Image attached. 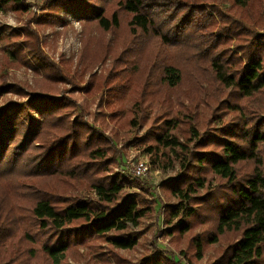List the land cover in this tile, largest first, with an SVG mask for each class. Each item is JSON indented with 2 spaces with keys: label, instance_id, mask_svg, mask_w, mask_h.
Instances as JSON below:
<instances>
[{
  "label": "trees",
  "instance_id": "16d2710c",
  "mask_svg": "<svg viewBox=\"0 0 264 264\" xmlns=\"http://www.w3.org/2000/svg\"><path fill=\"white\" fill-rule=\"evenodd\" d=\"M180 2L43 0L42 15L0 28L1 47L10 57L37 64L28 89L0 79V93L18 96L0 104V264H71L68 258L76 260L77 246L99 248L94 255L102 256L103 240L119 262L121 250L138 244L134 227L155 211L156 201L149 195L139 193L144 204L130 199L126 180L112 169L120 151L113 140L121 134L110 126L112 135H105L109 125L102 111L87 119V100L78 103L65 88L56 87L83 88L43 51L30 22L35 18L40 27L63 23L60 12H74L83 22L73 67L78 78L112 56L108 72L93 78L87 92L108 85L110 98L117 96L121 105L122 93L133 90L136 80L144 99L135 101L140 108L130 125L141 123L149 102L161 105L144 149L158 167H177L175 177L162 183L170 199L163 207V223L176 249L190 264H198L210 249L213 261L205 264H264V115L259 113L264 112V0H231L243 20L209 4L222 23L215 29L214 16L199 6L186 7L175 22L176 10L184 8ZM27 5L0 0V11L21 13ZM158 5L170 8L159 21ZM202 10L206 13L196 15ZM92 25L101 32L127 28L128 45L114 49L106 41L88 48ZM230 35L235 50L228 45ZM147 36L156 38L157 51L134 72L136 56L124 55ZM183 38L193 43L186 45ZM170 47L178 54L170 53ZM158 58L162 63H155ZM182 59L189 63L196 91L201 83L209 90L197 97L195 92L189 106L183 105L185 94L171 91L182 83ZM122 110L111 111L118 126ZM227 113L232 116L224 119ZM125 135L123 145L132 140ZM135 186L151 192L139 182ZM154 263L149 257L139 262Z\"/></svg>",
  "mask_w": 264,
  "mask_h": 264
},
{
  "label": "rangeland",
  "instance_id": "374dc122",
  "mask_svg": "<svg viewBox=\"0 0 264 264\" xmlns=\"http://www.w3.org/2000/svg\"><path fill=\"white\" fill-rule=\"evenodd\" d=\"M29 3L27 5V11L25 12H14L11 10L0 11V28L2 26H11L12 28L18 27L20 25L25 24L26 20L32 15H42V3L43 0H24ZM186 4V6H184ZM209 4L215 5L220 12L223 14H229L234 18L239 20H243L239 15H237V11L232 7L231 0H181L180 4L184 8H178L175 12L177 14L174 17V21L178 20L179 15L185 11L186 7L189 6V11L193 7L199 6L201 9L207 11V14L213 13L212 7ZM162 5V4H161ZM196 5V6H195ZM158 5V13L157 20H161L165 17L170 11V8L167 11H164L163 8ZM196 13V15H200L203 12ZM62 17H65L64 24L58 23L52 26L40 27L36 24V19L31 20V25L36 28L37 37L39 39L41 48L43 51L60 67L65 69L69 75L75 77L78 85L83 88H77L71 86L68 83H58L56 87L58 89L65 88L64 92L69 91L75 98L78 103L83 100H87L88 104L85 108L87 111V119L92 120L94 115L99 114V111H102L103 120L108 123L109 127H104L105 135L111 136V130H109L110 126L116 128L117 132L121 134V136L116 139L114 138L113 142L117 148L120 149L117 161L113 164L112 169L114 172L118 173L122 178L126 180L125 192L128 197L133 200H138L141 203H147L139 193L142 195H149L150 199H154L156 201L155 211L150 214L142 217L136 227H134V233L138 237V244L132 249L121 250L120 254L122 258L119 262H117L114 257L107 252V243L106 241H100L102 246V256L94 255L99 251V248H90L87 245L85 246H77V251L79 255H76V260L72 258H68L71 264H139V262L143 261L146 257L153 259L155 261L154 264H169L168 261H178L176 264H190L187 258L182 255L172 243V239L170 236L166 234L165 224L163 223V207L168 199L165 195V192L162 187V183L164 181L172 180L176 175L177 167H168L161 168L155 165L151 159L149 153L144 149L145 141L148 136L149 126L153 120L154 115L161 110L160 103L149 102L144 108L143 114H140L139 120L141 123H136L130 125L128 122L132 117H137L134 113V110L140 108L137 104L138 99H144L138 93H140V84L134 81V89L131 88L126 89L122 95V103L119 105L118 97L114 96L110 98L112 95V90L108 87V85H103L101 88L96 89L91 92H87L88 88H90L92 84V79L98 77L100 75H105L109 68L112 66V56H107L102 61H97L93 66L92 70L85 74L83 79H80L76 76V73L73 72V67L76 66V61L78 58L79 50L81 48L82 42V33H83V22L79 21L74 17V12H69L68 14L64 12H60ZM214 16L216 24L214 26H221V20L218 19L217 14H211ZM173 16H170L169 19H172ZM201 18L198 17V20ZM204 22V21H203ZM206 23V22H204ZM215 23V22H214ZM171 28V27H170ZM213 29V30H214ZM128 34L127 28H121L116 33L113 32H101L98 30L95 25H92L91 30L86 38L87 47H97L106 41H109L112 44L114 49L124 48L128 45L129 41L126 39ZM122 36V37H120ZM232 40H228V45L231 49L235 50L236 42L234 38L230 35ZM184 44L188 45L193 43V39L186 40L183 38ZM3 42H0V79H5L6 82L10 84H21V85H33V80L35 75V68L37 64H35L32 60H27V62L15 61L10 55L1 47ZM158 42L156 38L152 36H147L144 38H139L132 44V48H130V52H128L126 57H134V65L132 66V70L137 72L138 65H145L148 63L147 57L152 56L158 48ZM170 53L178 54V49L168 48ZM190 57V56H189ZM72 58V59H71ZM90 59V57H89ZM91 59H96L92 57ZM69 60L72 62V65L69 63ZM181 62V67L183 68V80L180 87L173 91L174 94L179 95V97L183 94V105L189 106L190 99L194 96L196 92V97L199 91L204 92V88L207 91V85L205 83H201L199 89H197L196 81L192 75L190 66L188 62H185L184 59ZM163 59L160 61L159 58L156 59L157 63H162ZM67 65V66H66ZM159 68V66H158ZM78 70V66L76 67V71ZM78 72V71H77ZM133 72V73H134ZM39 76V75H38ZM137 84V85H136ZM138 86V87H135ZM74 87V88H72ZM69 88V90H68ZM26 89L28 87L26 86ZM158 91H160L158 89ZM189 96V97H187ZM10 98L17 99L18 96L9 90H5L0 93V104L7 101ZM20 98V97H19ZM100 99V100H99ZM115 99V100H109ZM83 103V102H82ZM144 103H147L144 102ZM100 104V105H99ZM200 109H203L204 103H201ZM123 110L119 112V115L124 117V120L120 126L115 124L112 121L111 111L115 109ZM79 110L77 106L76 112ZM264 115V112H260ZM89 115V116H88ZM232 114L227 113L224 115V119H228ZM99 121V120H98ZM97 121V122H98ZM123 125V126H122ZM99 126V124H96ZM128 138L132 139L128 144L123 145L124 140L126 139V135ZM138 161H143L146 165V170L140 176H134L132 173V168L134 164ZM137 182L145 188L149 189L151 192L146 193L144 190H141L140 187H136ZM213 251H210L205 255L203 260L199 261L198 264H205L207 262L213 261L212 257Z\"/></svg>",
  "mask_w": 264,
  "mask_h": 264
},
{
  "label": "built area",
  "instance_id": "2783aa9c",
  "mask_svg": "<svg viewBox=\"0 0 264 264\" xmlns=\"http://www.w3.org/2000/svg\"><path fill=\"white\" fill-rule=\"evenodd\" d=\"M145 170V163L143 161H138L136 164H134V167L132 168V173L134 176H140L144 173Z\"/></svg>",
  "mask_w": 264,
  "mask_h": 264
}]
</instances>
